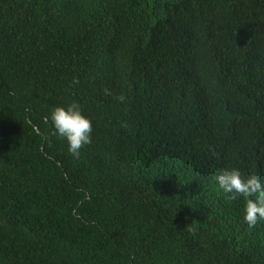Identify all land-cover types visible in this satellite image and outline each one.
<instances>
[{"label":"trees","instance_id":"16d2710c","mask_svg":"<svg viewBox=\"0 0 264 264\" xmlns=\"http://www.w3.org/2000/svg\"><path fill=\"white\" fill-rule=\"evenodd\" d=\"M232 168L264 183V0H0V264H264Z\"/></svg>","mask_w":264,"mask_h":264},{"label":"clouds","instance_id":"9594fccd","mask_svg":"<svg viewBox=\"0 0 264 264\" xmlns=\"http://www.w3.org/2000/svg\"><path fill=\"white\" fill-rule=\"evenodd\" d=\"M104 93L111 95L107 88ZM117 99L123 103L126 97L120 95ZM47 119L50 121L52 135L62 138L67 144L68 153L78 159L82 147L91 143L93 132L92 120L83 114L81 105L73 101L64 106H56ZM215 181L224 193L232 194L231 199L243 198L241 215L249 228L264 221V183L258 175H244L238 168H232L218 174Z\"/></svg>","mask_w":264,"mask_h":264}]
</instances>
